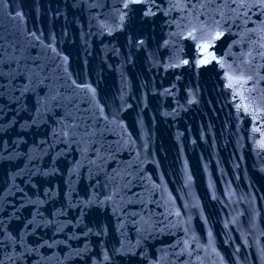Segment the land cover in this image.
I'll use <instances>...</instances> for the list:
<instances>
[{"label": "water", "instance_id": "water-1", "mask_svg": "<svg viewBox=\"0 0 264 264\" xmlns=\"http://www.w3.org/2000/svg\"><path fill=\"white\" fill-rule=\"evenodd\" d=\"M0 264H264V2L0 0Z\"/></svg>", "mask_w": 264, "mask_h": 264}, {"label": "snow or ice", "instance_id": "snow-or-ice-1", "mask_svg": "<svg viewBox=\"0 0 264 264\" xmlns=\"http://www.w3.org/2000/svg\"><path fill=\"white\" fill-rule=\"evenodd\" d=\"M262 2H264V0H262Z\"/></svg>", "mask_w": 264, "mask_h": 264}]
</instances>
